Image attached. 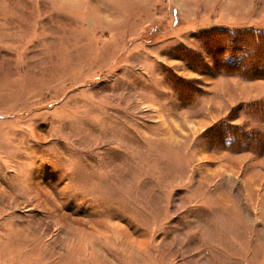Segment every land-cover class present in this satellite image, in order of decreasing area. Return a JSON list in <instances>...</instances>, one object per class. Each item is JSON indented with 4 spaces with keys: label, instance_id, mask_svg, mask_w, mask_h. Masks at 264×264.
I'll list each match as a JSON object with an SVG mask.
<instances>
[{
    "label": "rangeland",
    "instance_id": "rangeland-1",
    "mask_svg": "<svg viewBox=\"0 0 264 264\" xmlns=\"http://www.w3.org/2000/svg\"><path fill=\"white\" fill-rule=\"evenodd\" d=\"M216 29L264 0H0V264H264V145L224 139L264 102L217 120L257 90Z\"/></svg>",
    "mask_w": 264,
    "mask_h": 264
},
{
    "label": "trees",
    "instance_id": "trees-1",
    "mask_svg": "<svg viewBox=\"0 0 264 264\" xmlns=\"http://www.w3.org/2000/svg\"><path fill=\"white\" fill-rule=\"evenodd\" d=\"M226 31L216 29L211 36L217 40L220 47L227 49L222 61L217 63L220 50L212 49L216 66L222 73L239 74L244 78H264V31ZM241 54V55H238ZM225 141L228 148L237 150L251 149L264 145V136L243 130L237 125H225ZM259 148V149H260Z\"/></svg>",
    "mask_w": 264,
    "mask_h": 264
},
{
    "label": "crops",
    "instance_id": "crops-1",
    "mask_svg": "<svg viewBox=\"0 0 264 264\" xmlns=\"http://www.w3.org/2000/svg\"><path fill=\"white\" fill-rule=\"evenodd\" d=\"M210 75H212V74H210ZM210 78L215 79L216 77H210ZM218 78H220V80H222V78H224L226 80H229V82L230 81L232 82L233 80L236 81V80L239 79L242 82H246V84H244L245 86H249L250 85L251 86L250 88H254L257 91H255L254 95L251 94V95H249L246 98L237 100L235 103L234 102L232 104L229 103L227 109H225L226 110V114L223 117L217 118V120H220V119L226 117L228 115V113L231 111V108L233 106L235 107V106H238V105H241V104L250 103V102H253V101H262V102H264V78H254V79L252 78V79H249V78H244V77H242L240 75L235 76V75L225 74V73H221ZM212 100H213V102H217V104L220 103L219 98H216L215 96L213 97Z\"/></svg>",
    "mask_w": 264,
    "mask_h": 264
}]
</instances>
